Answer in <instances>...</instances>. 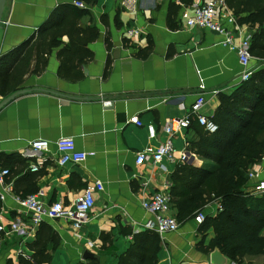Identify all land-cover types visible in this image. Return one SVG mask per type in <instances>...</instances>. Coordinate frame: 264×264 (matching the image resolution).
<instances>
[{"label": "crops", "instance_id": "obj_1", "mask_svg": "<svg viewBox=\"0 0 264 264\" xmlns=\"http://www.w3.org/2000/svg\"><path fill=\"white\" fill-rule=\"evenodd\" d=\"M73 1L5 2L0 58L10 55L8 71L27 58L29 72L10 85L32 90L0 110V168L10 171L7 181L12 183L0 199V264H31L29 246L42 223L59 237L51 264L85 262L87 249L101 264H116L132 242L121 227L138 232L152 218L142 206L144 196L169 192L171 174L179 164L187 161L199 167L203 162L186 151L192 135L188 128L172 136L174 151L161 162L163 168L151 161L137 165L136 153L165 142L164 126L185 117L198 95L205 98L199 112L210 120L219 94H230L241 82L242 67L236 53L223 46L224 36L185 26L183 14L191 4L206 0L189 5L180 0H82L83 8ZM72 23L95 30L97 36L84 47L91 58L73 66L69 76H61L58 53L68 45L69 35L63 34L60 46L47 52L38 53L34 46L48 29ZM248 33L246 25L238 24L234 41ZM78 72L81 76L75 77ZM133 115L142 125L129 122ZM147 125L155 127L154 139ZM62 137L73 138L76 149L92 154L81 163L59 165L55 142ZM36 139L48 140V149L32 150L29 142ZM183 153L188 160L181 159ZM34 162L41 163L39 171H30ZM261 180L264 154L250 169L246 190ZM96 182L103 190L94 187L95 205L80 229L64 219H46L34 226L19 202L37 193L45 204L68 205ZM206 210L214 214L216 206ZM171 215L176 218L174 208ZM178 223L176 231L160 235L158 264H209V254L195 248L202 238L198 225L193 219ZM213 235L212 229L206 233L205 245Z\"/></svg>", "mask_w": 264, "mask_h": 264}, {"label": "trees", "instance_id": "obj_2", "mask_svg": "<svg viewBox=\"0 0 264 264\" xmlns=\"http://www.w3.org/2000/svg\"><path fill=\"white\" fill-rule=\"evenodd\" d=\"M180 1L185 5L192 2ZM227 4L237 23L251 30L250 52L260 66L253 68L250 77L241 81L233 92L219 94V105L210 119L215 131L206 130L192 119L188 127L192 135L187 138L186 151L203 162L199 167L187 161L179 164L170 177L169 196L179 222L193 219L198 211L204 212V221L197 229L202 236L195 245L199 252L210 254L218 248L232 264H242L246 257L264 258V193L254 195L246 190L249 171L264 154V0H227ZM61 28L48 29L34 49L38 53L47 52L60 46L59 38L63 34L69 35L68 45L58 53L59 75L69 76L74 72L73 66L91 58V52L84 47L96 38L97 32L77 28L73 23ZM88 32L92 35L85 38ZM8 57L9 54L0 58V96L3 97L17 90L10 84L29 72L27 58L8 71L11 67L7 65ZM80 76V72L75 74ZM211 204L220 207L214 214L206 210ZM210 229L214 235L205 245ZM120 232L131 235L132 242L118 255L116 264H158L161 239L156 231L144 228L133 232L129 227H121ZM58 245L59 237L48 224L42 223L29 246L31 264H51L52 252ZM77 264L101 262L87 259Z\"/></svg>", "mask_w": 264, "mask_h": 264}, {"label": "built area", "instance_id": "obj_3", "mask_svg": "<svg viewBox=\"0 0 264 264\" xmlns=\"http://www.w3.org/2000/svg\"><path fill=\"white\" fill-rule=\"evenodd\" d=\"M74 5L83 8L82 0H74ZM185 26L188 28L207 29L213 32L220 33L224 36L222 40L223 46L236 53L242 71L240 80L246 81L253 69L252 62L255 58L250 52L251 33L241 35L238 41H234V35L238 31L237 18L233 11L228 7L227 0H206L191 4L190 11L183 14ZM132 36L134 33L129 31ZM205 98L203 95H198L195 101L191 104L185 117L181 119H172L164 126V133L167 135L165 142L161 143L157 148L151 146L138 151L136 153L135 163L141 165L146 161H151L154 164L162 167L161 162L165 158H170L174 151L172 144V136L183 129L190 126L192 119L202 125L206 130L213 132L216 126L200 112L201 106L204 104ZM110 102H104V105H109ZM129 122L135 123L138 126L142 125L139 117L133 115L129 118ZM148 136L151 139L156 137V129L153 125H147ZM50 143L48 140L36 139L29 142V147L32 150L46 151ZM55 146L59 153L58 164L63 166L66 164H78L83 162L91 152L80 151L76 149L74 139L71 137H62L55 142ZM182 160H188L189 155L183 153ZM41 163L34 162L29 165L32 172L39 171ZM163 168V167H162ZM10 171L7 168H0V199L3 200L5 195L12 189V183L7 181ZM94 187L97 190H103L101 182H96L94 186H87L81 195L77 196L70 204L65 205L60 201L51 204L43 203L37 193L26 195L20 199V204L30 213L31 223L38 226L44 220H59L68 221L75 229H80L87 221L90 211L94 208L95 199L93 195ZM251 194L260 195L264 193V180L254 184L250 190ZM143 208L152 216L144 227L156 231L159 235L174 232L178 229L179 223L174 216L171 215V200L168 189L165 192H157L155 194L144 196L142 199ZM220 207L216 206V211ZM205 214L198 211L193 220L199 225L204 221ZM2 227L0 226V232Z\"/></svg>", "mask_w": 264, "mask_h": 264}, {"label": "water", "instance_id": "obj_4", "mask_svg": "<svg viewBox=\"0 0 264 264\" xmlns=\"http://www.w3.org/2000/svg\"><path fill=\"white\" fill-rule=\"evenodd\" d=\"M5 2L6 0H0V29H1V22H2V13L4 10V6H5ZM32 89H17L14 92L10 93L8 96L2 98L0 100V110L9 102H11L12 100H14L16 97H18L19 95L25 94L29 91H31ZM82 259H95L98 260L100 259V257L90 251L89 249L85 250L83 255H82ZM209 264H232V261L226 257L225 255H223L220 250L218 248H215L213 251L210 252L209 254Z\"/></svg>", "mask_w": 264, "mask_h": 264}, {"label": "rangeland", "instance_id": "obj_5", "mask_svg": "<svg viewBox=\"0 0 264 264\" xmlns=\"http://www.w3.org/2000/svg\"><path fill=\"white\" fill-rule=\"evenodd\" d=\"M257 64H253L252 65V69L254 68H257ZM263 257L262 256H254V257H246L242 264H263ZM233 264H236V263H233Z\"/></svg>", "mask_w": 264, "mask_h": 264}]
</instances>
